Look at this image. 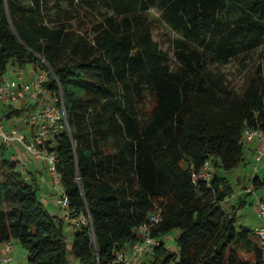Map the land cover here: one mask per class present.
Listing matches in <instances>:
<instances>
[{"label": "trees", "instance_id": "obj_1", "mask_svg": "<svg viewBox=\"0 0 264 264\" xmlns=\"http://www.w3.org/2000/svg\"><path fill=\"white\" fill-rule=\"evenodd\" d=\"M85 1L97 9V0ZM159 2L179 35L174 56L154 38L150 0H107L112 13L100 12L93 34L71 24L61 0H0V78L10 64L43 66L41 58L54 71L69 129L48 148L59 156L69 212L88 217L70 238L68 222L41 199L38 174L2 143L0 250L13 240L26 264H114L159 211L149 264H264L261 238L237 226L251 193L226 211L236 190L223 174L248 163L246 128L264 129V52L242 91L212 67L264 48V0ZM207 160L213 178L196 181ZM252 186L259 190L264 179L253 177ZM174 230L178 251L162 238Z\"/></svg>", "mask_w": 264, "mask_h": 264}, {"label": "built area", "instance_id": "obj_2", "mask_svg": "<svg viewBox=\"0 0 264 264\" xmlns=\"http://www.w3.org/2000/svg\"><path fill=\"white\" fill-rule=\"evenodd\" d=\"M43 66L33 69L8 68L0 78V144L13 146L20 144L31 153V158L24 161L23 167L35 161H46L48 169L59 186L58 202L67 209L64 216L70 227L85 224L88 217L85 214L73 216L68 210L69 197L62 183V175L58 172L56 163L58 153L48 148V141L57 140V136L65 129H69L64 95L59 94L51 84V74L54 71L48 62L41 58ZM56 77V75L54 74ZM58 80V78L56 77ZM59 83V81H58ZM60 85V83H59ZM17 123H21L19 127ZM244 141L251 144L256 162L255 171H259V163L264 160V129L246 128ZM55 142L52 141V145ZM215 168L211 160H207L200 171L193 172L197 181H210ZM247 192H254L253 186L246 188ZM259 215L264 218V198L261 197L258 208ZM160 221V214L154 212L149 220L139 228L140 239L128 243L117 253L114 264H141L143 257L153 251L159 240L153 235L154 226ZM254 233L264 244V222L258 224ZM15 243L13 240L5 242L0 250V264H9L15 259Z\"/></svg>", "mask_w": 264, "mask_h": 264}, {"label": "rangeland", "instance_id": "obj_3", "mask_svg": "<svg viewBox=\"0 0 264 264\" xmlns=\"http://www.w3.org/2000/svg\"><path fill=\"white\" fill-rule=\"evenodd\" d=\"M150 1L151 8L148 12H146V15L152 22L154 38L159 41L161 47L164 50L168 51L171 56H174V40L178 38L179 35L162 18V8L159 0ZM61 2L65 12L67 10L70 11L74 18L71 21V24H74V26L82 27V31L84 33H94V24H96L97 21L100 20V12L112 13V11L108 8L107 0H97V9L89 8L87 5V1L85 0H75L73 4L70 3V0H61ZM54 4L55 2L53 1L49 5L50 14L56 17L58 11L56 10V8H54ZM65 12H62V14H64ZM86 21L89 23L87 25H82V23ZM263 52L264 48L259 47L250 51L249 53L243 54L236 58H232L225 62L218 60L214 62L212 67L216 71H221L230 77L236 78V88L238 91H242L244 88L243 85L245 83V80L249 76L251 68L261 61ZM27 66L32 67L33 64L29 63L27 64ZM11 67L14 68L15 65L10 64L9 68ZM33 69L37 70L38 66L34 67ZM152 104V96L148 93L144 106L146 108H150ZM17 125L19 127H22L21 123H17ZM251 147V144H245V155L248 163H242L240 166L231 170H223V174L230 178L236 190L234 195L229 197L224 203V208L230 213L233 212V205L237 204L241 197L247 195L246 188L252 186L253 177L259 175L264 179V160L263 162L259 163V171H255L254 167L258 163L254 159L253 153L249 150V148ZM9 156L19 159H29L32 155L25 146L14 144L9 149ZM40 162L41 172L38 176V181L42 187L41 191L39 192L40 197L52 214L57 215L58 217H64L67 209L61 206V204L58 202V199L60 197L59 186L57 185L55 178L49 171L47 162ZM245 173L247 174V176L243 178V175ZM247 197L248 205L245 209H242L240 211L238 216V228L252 226L253 228H255L259 223L264 222V218L262 216L260 217L258 212L260 198H264V187L260 188L259 190H255L251 194L247 195ZM68 228L71 238V236H73V229L72 227ZM176 235L177 231L174 230L162 237L165 242V246L168 247V249L171 251H178L179 249ZM15 246V262L17 264H26L27 257H21L22 254H27L25 248L19 241L15 242ZM153 258L154 257L151 253H147L144 258V263L149 264L153 260Z\"/></svg>", "mask_w": 264, "mask_h": 264}, {"label": "crops", "instance_id": "obj_4", "mask_svg": "<svg viewBox=\"0 0 264 264\" xmlns=\"http://www.w3.org/2000/svg\"><path fill=\"white\" fill-rule=\"evenodd\" d=\"M20 68H28V66L27 65H25L24 67H20ZM23 146V145H22ZM11 147V146H10ZM249 150L253 153V149H252V147L251 148H249ZM27 159V160H26ZM23 160L24 161H28L29 159L28 158H23ZM40 161H35L34 163L32 162V164L31 163H29V164H27L26 165V167H23L24 168V170H33V171H35L37 174H38V176H39V174H40ZM247 173V172H246ZM244 174L243 175V177H246L247 176V174ZM249 175V174H248ZM261 177V176H260ZM245 195V194H244ZM259 216V215H258ZM261 217V216H260ZM260 224V223H259ZM256 225V224H255ZM254 225V226H255ZM71 228V227H70ZM248 228H253V226L252 227H248ZM72 229H73V227H72ZM73 231H74V229H73ZM72 238H73V236H72ZM16 242V241H15ZM21 257H27V254H22V256ZM145 257V256H144ZM15 258H16V256H15ZM9 264H17L16 262H15V259L11 262V263H9Z\"/></svg>", "mask_w": 264, "mask_h": 264}]
</instances>
